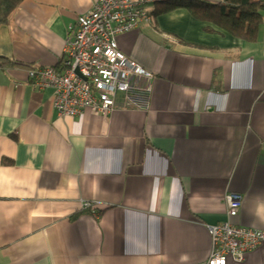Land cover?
<instances>
[{"label": "crops", "instance_id": "crops-1", "mask_svg": "<svg viewBox=\"0 0 264 264\" xmlns=\"http://www.w3.org/2000/svg\"><path fill=\"white\" fill-rule=\"evenodd\" d=\"M96 1L24 0L0 26V264H206L229 191L231 221L264 230V20L250 41L190 0L149 3L117 35L155 74L148 107L118 92L108 113L62 115L28 70L64 66ZM228 264H264V242Z\"/></svg>", "mask_w": 264, "mask_h": 264}, {"label": "built area", "instance_id": "built-area-1", "mask_svg": "<svg viewBox=\"0 0 264 264\" xmlns=\"http://www.w3.org/2000/svg\"><path fill=\"white\" fill-rule=\"evenodd\" d=\"M171 0H97L94 7L78 16L67 41L68 61L63 67H42L28 70V77L39 89L54 90V104L62 115L74 116L85 109L108 113L116 105L118 92L125 94V103L148 104L155 74L119 47L117 35L150 22L149 3ZM146 93L139 103L134 96ZM128 103V104H129ZM228 219L207 225L212 248L206 264H228V257L242 261L264 242V230L236 224L244 195L226 193ZM91 202L83 203L89 208Z\"/></svg>", "mask_w": 264, "mask_h": 264}, {"label": "trees", "instance_id": "trees-1", "mask_svg": "<svg viewBox=\"0 0 264 264\" xmlns=\"http://www.w3.org/2000/svg\"><path fill=\"white\" fill-rule=\"evenodd\" d=\"M23 1L0 0V26L12 18ZM194 1L190 0V4L195 8L191 7L196 17L204 21L213 20L230 33L250 41L255 39L257 30L264 20V0H226L220 5ZM194 4H199L198 10V5ZM9 64L14 63L0 56L1 66Z\"/></svg>", "mask_w": 264, "mask_h": 264}, {"label": "clouds", "instance_id": "clouds-1", "mask_svg": "<svg viewBox=\"0 0 264 264\" xmlns=\"http://www.w3.org/2000/svg\"><path fill=\"white\" fill-rule=\"evenodd\" d=\"M172 1V0H171ZM169 2V1H168ZM80 16V15H79ZM77 23V22H76ZM76 25V24H75Z\"/></svg>", "mask_w": 264, "mask_h": 264}]
</instances>
